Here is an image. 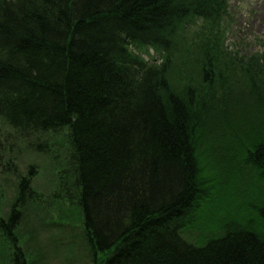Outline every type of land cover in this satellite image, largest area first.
I'll return each instance as SVG.
<instances>
[{
	"label": "trees",
	"instance_id": "1",
	"mask_svg": "<svg viewBox=\"0 0 264 264\" xmlns=\"http://www.w3.org/2000/svg\"><path fill=\"white\" fill-rule=\"evenodd\" d=\"M230 3L0 0V120L65 149L91 264H264V97L225 102L213 130L218 100L193 93L194 72L212 85L237 62L213 56ZM199 21L206 58L189 70ZM20 182L0 214L12 264H28L15 229L34 191Z\"/></svg>",
	"mask_w": 264,
	"mask_h": 264
},
{
	"label": "rangeland",
	"instance_id": "2",
	"mask_svg": "<svg viewBox=\"0 0 264 264\" xmlns=\"http://www.w3.org/2000/svg\"><path fill=\"white\" fill-rule=\"evenodd\" d=\"M230 4L236 5V12L231 21L228 18L227 23L221 24L223 32L217 35L216 40L221 44L213 56H220L222 66L229 61L228 56H232L237 62L225 63L230 67V71H223L226 78L214 80L212 85L201 83L198 73L194 72L192 75L196 76L195 83L199 80L196 84L201 86L193 92L200 105L210 104L213 98L218 100L215 106L207 109L216 114L211 116L210 111L207 113L208 128L218 121L225 102L233 103L237 97L251 93L255 97L259 93L264 97V0H231ZM211 29L209 34L213 32ZM193 30L195 33L189 38L187 51L182 54L190 64L189 70L194 69V61L198 58H206L202 57V47L195 52L197 45H193V42L208 38L203 35L204 28L200 21ZM243 62L250 65L245 67ZM233 109L234 107L231 108ZM235 109H239L238 106ZM215 110L219 112L215 113ZM232 114L234 112H230ZM59 147L54 144L50 135L21 133L0 120V214L8 216L11 205L19 194L21 179L29 177L34 191L33 202H29L20 225L15 229L17 245L26 254L28 264H91L81 234L83 216L78 203L64 197L66 191L72 195L73 190L66 184L69 178L63 172L67 159L62 163L58 161L65 152V149L61 150ZM34 171L35 174L32 175ZM212 212L213 217L215 212ZM1 233L2 231L0 264H12L1 243L4 239ZM197 234L198 231L193 232V235Z\"/></svg>",
	"mask_w": 264,
	"mask_h": 264
}]
</instances>
